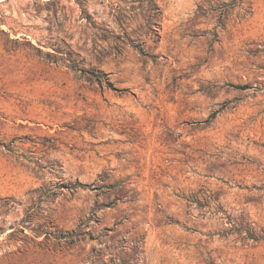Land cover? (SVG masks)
Here are the masks:
<instances>
[{
  "label": "rangeland",
  "instance_id": "rangeland-1",
  "mask_svg": "<svg viewBox=\"0 0 264 264\" xmlns=\"http://www.w3.org/2000/svg\"><path fill=\"white\" fill-rule=\"evenodd\" d=\"M0 264H264V0H0Z\"/></svg>",
  "mask_w": 264,
  "mask_h": 264
},
{
  "label": "trees",
  "instance_id": "trees-1",
  "mask_svg": "<svg viewBox=\"0 0 264 264\" xmlns=\"http://www.w3.org/2000/svg\"><path fill=\"white\" fill-rule=\"evenodd\" d=\"M153 6H154V4H153ZM236 87H239V88H247V86L246 85H235Z\"/></svg>",
  "mask_w": 264,
  "mask_h": 264
}]
</instances>
